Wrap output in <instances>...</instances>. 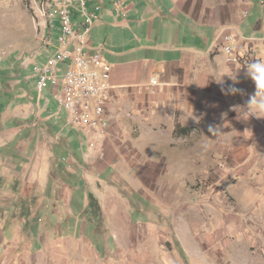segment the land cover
Masks as SVG:
<instances>
[{"label":"rangeland","instance_id":"1","mask_svg":"<svg viewBox=\"0 0 264 264\" xmlns=\"http://www.w3.org/2000/svg\"><path fill=\"white\" fill-rule=\"evenodd\" d=\"M38 1L0 0V114L37 97L32 63L56 45L57 18L52 12L47 18ZM231 1L179 4L195 13L223 6V18ZM54 91L42 89L41 105L48 99L55 108ZM141 102L140 112L128 107L140 124L126 116L120 133L88 140L100 149L107 139L116 149L108 157L96 150L84 160L79 148L85 139L72 134L74 159L61 149L58 165L48 170L38 167L35 173L32 163L7 169L0 164V264H264L259 112L252 122L231 115L174 136V118L180 119L174 105L156 104L147 95ZM12 117L6 115L3 123L16 125ZM182 117L191 121L189 114ZM4 157L20 161L14 147L0 153ZM13 182L23 193L2 191ZM88 192L99 208L86 209Z\"/></svg>","mask_w":264,"mask_h":264},{"label":"crops","instance_id":"2","mask_svg":"<svg viewBox=\"0 0 264 264\" xmlns=\"http://www.w3.org/2000/svg\"><path fill=\"white\" fill-rule=\"evenodd\" d=\"M86 1L89 9L94 5L101 8L89 39L111 65V88L105 106L110 120L108 133H120L126 116L140 124L139 117L131 114L128 107L140 112L141 101L146 95L156 104L169 102L174 105V112L180 118H174V125L193 127L189 133L201 129L204 122L226 121L231 115L239 122H252V116L245 110L249 95L254 94V83L245 75L246 65L238 69L236 65L228 64L226 53L220 46H215V41L218 34L227 29L236 35L238 55L244 64L254 58H264V3L261 5L260 0H240L239 3L232 0L226 4L228 14L223 18V6L212 7L209 11L203 6L195 13L196 8L185 10L179 0H122L123 5L119 8L114 4L116 0ZM78 6V0H72L70 8L74 23L82 20ZM244 11H248L247 16L242 15ZM229 75L236 76V81ZM152 77L157 80L155 93L150 91ZM33 86L37 89L36 83ZM229 87L240 91L230 94ZM29 99L11 105L10 112L4 109L0 114V153L14 147L20 156V161L0 158L3 168H10L9 164L15 168L32 163L35 173L38 167L48 170L50 166L58 165L61 149H68L73 158L72 153L76 155V151L69 149L72 134L79 139L84 137L85 142L81 140L79 149L86 161L87 155L96 150L107 157L115 153L116 149L107 139L103 140L100 149L96 148L98 144L95 148L89 146L91 131L69 126L66 112L59 108L54 97L55 108L48 99L41 105L42 94L39 92L34 100ZM61 111L65 116L60 117ZM183 113L189 114L191 121L184 119ZM8 114L13 116L10 123L16 125L3 123ZM258 115L264 120V112ZM49 142L52 148L47 146ZM3 189H6L2 190L5 193L21 194L24 187L13 182L7 187L3 185ZM85 200L88 202L87 196ZM85 207L87 209V204Z\"/></svg>","mask_w":264,"mask_h":264},{"label":"built area","instance_id":"3","mask_svg":"<svg viewBox=\"0 0 264 264\" xmlns=\"http://www.w3.org/2000/svg\"><path fill=\"white\" fill-rule=\"evenodd\" d=\"M50 1L53 16L58 21L57 42L53 49L47 51L44 60L32 63L31 76L36 78L39 93L46 86L55 89L53 97L59 108L66 112L69 126L77 130L91 131L94 138H103L110 125L105 106L111 88V65L103 59L100 49L91 45L89 39L101 8L94 5L89 9L86 0H78L82 20L74 23L70 8L72 0ZM263 3L264 0H260V4ZM114 4L119 8L123 1L116 0ZM235 38L234 33L227 29L222 30L215 46L222 48L228 62H236L244 67L245 61L238 55ZM156 83L157 80L152 77V93L156 92Z\"/></svg>","mask_w":264,"mask_h":264},{"label":"clouds","instance_id":"4","mask_svg":"<svg viewBox=\"0 0 264 264\" xmlns=\"http://www.w3.org/2000/svg\"><path fill=\"white\" fill-rule=\"evenodd\" d=\"M245 65V75L247 78L251 79L255 86V92L249 97L247 102V112H249L250 115L256 116L257 112H264V58H254ZM230 77L233 81H236V76ZM218 82H221V79L218 80ZM239 91L240 90L235 87H229L228 89V93L230 94H236ZM209 131L213 133L215 130L210 127Z\"/></svg>","mask_w":264,"mask_h":264},{"label":"trees","instance_id":"5","mask_svg":"<svg viewBox=\"0 0 264 264\" xmlns=\"http://www.w3.org/2000/svg\"><path fill=\"white\" fill-rule=\"evenodd\" d=\"M194 128L191 126H181L179 124H176L174 129H173V135L174 136H186L189 134L191 130ZM87 208L91 209L92 207L96 206L99 208V204L97 203L96 197L93 195V193L88 192L87 193Z\"/></svg>","mask_w":264,"mask_h":264},{"label":"bare ground","instance_id":"6","mask_svg":"<svg viewBox=\"0 0 264 264\" xmlns=\"http://www.w3.org/2000/svg\"><path fill=\"white\" fill-rule=\"evenodd\" d=\"M39 2H41V3H39L40 5H39V10L41 11V12H43V14L45 15V16H47V18L49 17L50 18V13L52 12L53 13V10H52V2L50 1V0H43V1H39ZM38 4V3H37ZM42 14V15H43ZM46 18V19H47ZM45 19V18H44ZM45 19V20H46ZM47 21V20H46ZM51 21V20H50Z\"/></svg>","mask_w":264,"mask_h":264}]
</instances>
